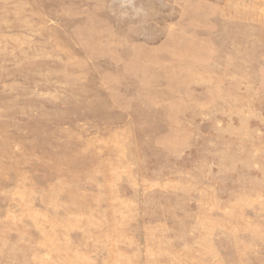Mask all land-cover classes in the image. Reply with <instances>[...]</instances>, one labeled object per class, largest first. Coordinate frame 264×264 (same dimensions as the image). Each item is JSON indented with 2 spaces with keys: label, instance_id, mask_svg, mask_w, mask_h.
<instances>
[{
  "label": "rangeland",
  "instance_id": "obj_1",
  "mask_svg": "<svg viewBox=\"0 0 264 264\" xmlns=\"http://www.w3.org/2000/svg\"><path fill=\"white\" fill-rule=\"evenodd\" d=\"M0 264H264V0H0Z\"/></svg>",
  "mask_w": 264,
  "mask_h": 264
}]
</instances>
